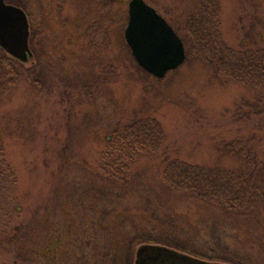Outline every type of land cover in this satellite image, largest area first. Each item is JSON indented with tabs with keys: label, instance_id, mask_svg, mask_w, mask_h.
Instances as JSON below:
<instances>
[{
	"label": "rangeland",
	"instance_id": "374dc122",
	"mask_svg": "<svg viewBox=\"0 0 264 264\" xmlns=\"http://www.w3.org/2000/svg\"><path fill=\"white\" fill-rule=\"evenodd\" d=\"M129 1L15 0L28 15L34 62L22 64L14 81L0 73V141L14 173L0 200V264H110L104 255L112 248L125 254L130 239L150 230L175 232L206 256L220 245L264 264V208L227 214L171 196L161 179L171 159L228 164L215 143L251 133L224 113L246 89L194 58L160 80L144 72L123 38ZM144 1L174 26L198 0ZM219 8L229 47L264 45V0H219ZM134 118L158 121L163 146L139 156L129 176L113 182L104 172L106 147L114 130Z\"/></svg>",
	"mask_w": 264,
	"mask_h": 264
},
{
	"label": "trees",
	"instance_id": "16d2710c",
	"mask_svg": "<svg viewBox=\"0 0 264 264\" xmlns=\"http://www.w3.org/2000/svg\"><path fill=\"white\" fill-rule=\"evenodd\" d=\"M7 3L25 10L15 0ZM219 11V0H198L181 24H175L172 28L178 36L183 32L179 37L184 45V62L194 58L217 77L246 89L248 94L224 113L228 114L226 119L232 125L250 127L251 133L245 138L225 137L215 143L217 156L222 160L226 159L228 164L206 167L171 159L164 165L161 179L171 196L196 198L201 202L214 204L231 215H249L260 213V209L264 208V45L259 46L253 40L251 45L247 42L237 49L229 47L221 35ZM0 53L5 61L2 58L0 73L4 72L11 80H17L24 63L9 57L2 49ZM33 62L34 60L31 64ZM113 136L112 142L106 147L109 161L104 165L105 174L109 173V179L113 182L124 181L129 176L134 161L139 156L161 150L164 141L161 125L152 118H134L114 130ZM13 181L14 173L5 160L4 147L0 141V200L6 196L7 183ZM151 203L148 198L144 206L148 212ZM151 215L155 214L151 212ZM164 223L171 225L168 220ZM176 234L170 230L164 233L144 231L129 240L127 253L122 254L115 247L104 258L107 256L110 264H132L130 255L135 245H155L200 256L204 260H210L209 263L250 264L245 260L250 258L244 259L237 253L234 254V251L228 253L230 250H221L223 248L220 245L208 249L211 254L206 256L205 253L197 252V246L190 240L185 242L183 236L178 238L179 234ZM212 257L221 258L222 263L216 260L212 262Z\"/></svg>",
	"mask_w": 264,
	"mask_h": 264
},
{
	"label": "water",
	"instance_id": "95a60500",
	"mask_svg": "<svg viewBox=\"0 0 264 264\" xmlns=\"http://www.w3.org/2000/svg\"><path fill=\"white\" fill-rule=\"evenodd\" d=\"M124 40L137 65L157 79H163L185 60L182 40L168 22L144 0L127 5ZM29 24L24 11L0 0V49L20 63L32 62L28 45ZM135 264H214L175 250L142 245L136 250Z\"/></svg>",
	"mask_w": 264,
	"mask_h": 264
},
{
	"label": "flooded vegetation",
	"instance_id": "af4514ba",
	"mask_svg": "<svg viewBox=\"0 0 264 264\" xmlns=\"http://www.w3.org/2000/svg\"><path fill=\"white\" fill-rule=\"evenodd\" d=\"M25 13H26V11H25ZM26 16H27V19H28L27 13H26ZM28 22H29V19H28ZM29 30H30V23H29ZM29 38H30V32H29Z\"/></svg>",
	"mask_w": 264,
	"mask_h": 264
}]
</instances>
